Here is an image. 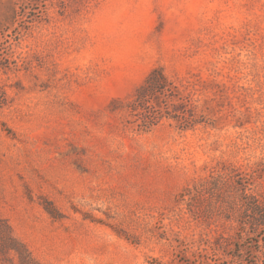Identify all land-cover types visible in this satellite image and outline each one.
Here are the masks:
<instances>
[{"label": "rangeland", "instance_id": "obj_1", "mask_svg": "<svg viewBox=\"0 0 264 264\" xmlns=\"http://www.w3.org/2000/svg\"><path fill=\"white\" fill-rule=\"evenodd\" d=\"M263 213L264 0H0V264H264Z\"/></svg>", "mask_w": 264, "mask_h": 264}, {"label": "trees", "instance_id": "obj_2", "mask_svg": "<svg viewBox=\"0 0 264 264\" xmlns=\"http://www.w3.org/2000/svg\"><path fill=\"white\" fill-rule=\"evenodd\" d=\"M170 92L171 90L163 74L159 70H155L150 74L145 84L139 89L137 94L138 102L133 104V109L135 111L140 109L145 110L149 107L148 103L151 99L161 95H170ZM258 222L264 224V213L261 214ZM23 261L24 258H22V264H24Z\"/></svg>", "mask_w": 264, "mask_h": 264}]
</instances>
